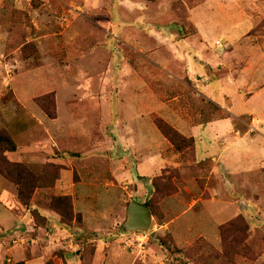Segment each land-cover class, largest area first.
Listing matches in <instances>:
<instances>
[{"label":"rangeland","instance_id":"obj_1","mask_svg":"<svg viewBox=\"0 0 264 264\" xmlns=\"http://www.w3.org/2000/svg\"><path fill=\"white\" fill-rule=\"evenodd\" d=\"M204 5L211 10L204 15L208 19L204 30L213 38L224 30L238 39L235 48L232 44L225 48L230 64L236 61L244 68L259 58L263 88L264 0H0V129L18 139L23 153L32 152L44 161L33 164L38 170L52 163L66 168L57 186L36 191L34 202L45 204L53 194L68 192L84 215L83 227H74V239L82 241L85 249L64 246L63 263L72 261L68 251L77 250L72 264H264V135L253 142L249 136L232 146L221 155L214 173L212 161L203 157H212L220 149L210 143L209 136L197 142L196 157L204 160L200 162L190 151L178 154L153 122V114L169 115L165 102L176 90L196 114L211 115L217 105L236 120L220 93L203 95L191 84L177 86L175 69L150 52L160 36L170 32V23L178 25L175 30L180 37L195 33L189 10ZM122 7L130 12L120 14ZM121 17L129 25L125 31L118 26ZM225 35L224 40L232 39ZM137 41L146 42V49L140 51ZM31 42L36 52L32 47L24 49ZM179 63L183 69L186 62ZM136 70L145 74L146 81ZM211 82L220 87L219 80ZM52 91L59 100V118L41 125L30 109L36 105V112L46 114L35 99ZM236 121L252 135L260 134L264 93L251 113ZM46 128L65 136V142L51 140ZM91 147L93 151L87 152ZM64 152L70 153L69 163L59 160ZM160 152L164 168L157 169L158 174L146 183L140 177L148 175H138L132 166L130 184L113 174L121 170V157L143 160L155 168ZM158 177L176 191L158 200V214H152L149 233L123 234L130 201H151ZM177 194L180 202L173 198ZM9 206L23 218L25 207L19 201ZM239 214L249 224L243 245L250 248V254L226 251L220 234V226ZM0 219L6 228L15 222L6 216ZM14 229L0 233V264L20 259L16 253L22 249L12 251L11 235L31 236V231ZM46 253L44 262L55 264L52 253Z\"/></svg>","mask_w":264,"mask_h":264},{"label":"crops","instance_id":"obj_2","mask_svg":"<svg viewBox=\"0 0 264 264\" xmlns=\"http://www.w3.org/2000/svg\"><path fill=\"white\" fill-rule=\"evenodd\" d=\"M120 11L122 12L120 13ZM120 11H119L120 14L126 13L127 11L130 12L129 8L126 7H122ZM209 11L211 10L207 9L205 5L198 6L194 10H189L190 13L189 22L190 25L194 26V28L196 29L195 33H189L188 35H183L180 37L178 30H175L179 28L178 25L175 24V22L170 23L171 25H173V27L169 30L170 32L168 34H164L163 36H160V38L157 41V44L154 46V48L150 50V52L153 54V56L156 57L158 61L165 64V66H172L175 69L173 74L175 77L174 79L178 81L177 86L178 85L182 86V84L183 85L191 84L193 89L200 90L201 94L203 95L205 93H208L209 95H216L217 92L220 93L219 95H221L222 99L226 102V103L224 102L225 103L224 105H227L228 109L234 111L235 115L233 116L237 120L241 115L245 114L246 112L251 113L252 108H254L255 106V102L258 101L261 96H263L264 87L262 88L263 85L262 82L260 81L263 79V76L259 72L260 60L258 57L257 60H250L249 65L245 66L244 68H242L241 66H237L236 61H233L232 64L227 62L226 58L229 57V55H225L226 54L225 51H227L225 50V48H227L229 44H232L235 48L238 39L236 40L231 36L230 32L227 33L224 32V30L220 34L216 33L214 35V38L213 36H210V34L204 30L205 24H207L204 23V21L206 20V22H208V19L207 18L205 19L204 15L210 13ZM194 14L196 15L199 14V15L193 16ZM124 19H125L124 17H121L118 22V26L121 31H125V29L126 30L129 29L128 27L129 25ZM185 27L186 30H188V27L187 26ZM223 34H226L225 36L227 35H229V37L231 36L232 39L224 40V38H222ZM218 40L223 41L222 43L224 44V49H220L216 45V42ZM189 42L190 43L194 42V43L193 45H190L188 44ZM136 43L141 46L139 49L140 51L146 49V42L137 41ZM165 46H167L168 48L165 49L164 48ZM250 57H252V54L250 55ZM179 62H184V63L186 62L185 66H183V69H180ZM136 71L139 74V76L145 80L144 77L145 74L142 71L141 72H138V70ZM214 79L219 80V83H221L220 87L212 84L211 81ZM175 92L176 94H174L168 101L165 102V104H168L169 106V108L166 110L169 113V115L165 114V115H161V117L167 120L170 124H172L185 136L189 138H194L196 141V148H197V142L204 141L206 137L207 138L210 137L209 138L210 143L213 142L214 147H219L220 151L218 154L212 155V157L205 155L203 158L205 160L212 161L214 165L212 172L214 173L218 172L217 169L220 167L221 155L223 153L225 154L226 151L230 150L232 146L243 143L244 138H247L249 136L251 141L253 142L256 139V136L263 137L264 135V123H262L263 131L261 130L260 134L252 135L251 133H249V131H245L244 128L240 127L239 124H237L236 120L234 119L232 120L229 117H227L225 115V112L220 110V106L218 107L216 105V107H214L216 112H213V114L211 115L204 114L201 111H199L196 114L195 112H193L192 107L184 104V101H182V96L179 94L180 92L178 90L174 91V93ZM247 92L250 94L249 98L246 97ZM155 93L157 94V96H159L158 92ZM57 102H58L57 118L51 119L44 112L43 113L36 112L37 111L36 105L35 106L32 105L33 107L31 106L30 110L32 112V115L35 116V118L38 120V122L41 125H47L49 119L57 120L59 118L58 98H57ZM24 106L27 107L26 104ZM231 120L233 123H231ZM227 122H230L229 125L227 124ZM220 127H225L224 131ZM46 129L51 140L58 139L60 141L65 142L66 139L65 136L58 137L57 135L50 133V131H48V128ZM43 138H45V135H43ZM16 142L18 144V150L8 154L11 160L18 162H26L30 164H38L44 162V161L42 162V160H39V156L32 152L23 153V151H21L20 149L22 145L19 144L18 139L16 140ZM261 144L262 142H259L258 145L261 146ZM55 145H58L57 142H55ZM259 146L257 148L258 151L260 149ZM93 149L94 148L91 147L86 151L91 152L93 151ZM69 154H70L69 152L60 153L58 156L59 160L67 163L68 161L66 160ZM262 154L264 157V153ZM40 157L42 159V156ZM159 158L161 160L157 163L155 168H152L148 164H145L143 160H136L135 158H133L132 160L128 157H121L120 158L122 164L121 170L120 171L114 170L113 174L121 182L122 180L123 181L127 180L128 183L130 184L133 179L131 176L132 173L130 171V167L132 166L138 170V175H142V176L148 175V178H145L147 179L145 181L142 180V178L144 177H140V180L146 183L151 180L150 177H152V175L156 176L158 174V173L156 174V171H158L157 169L164 168L163 166L165 164L164 163L165 161L163 159L162 152H160ZM196 159L197 161L200 160L198 156L196 157ZM201 161L204 160L202 159L200 160V162ZM65 163H60V164L65 165ZM176 166L179 167L180 165L176 164ZM65 171L66 168H63L61 174L62 178L60 177V179L57 180L56 186L64 178ZM221 171L223 172L225 171L227 173L225 169H221ZM3 179L6 180L3 176L0 175V218L4 216L10 217L15 222L14 225L12 224L10 227L6 228L0 219V233L2 232L8 233L9 231L12 230L16 231L14 228L16 229L22 228L27 231H33L34 228L31 225L32 219L30 218V214L27 212L23 213L24 216L21 219L15 214L14 210L11 209V207L9 206V204L16 205V203H18V190L17 187L12 182L8 180L3 181ZM75 185H76V180L74 179V175H73L72 187H74ZM61 193H60L61 195H71L68 194V192H61ZM173 198L174 200L176 201L179 200L178 202H180V197L178 194L175 195ZM73 201H74L75 211L82 213L77 209V205L74 197H73ZM42 214L48 217L47 226L38 229V233H40V235L43 236V238L39 237L38 235L37 237L39 241L36 244L29 245L27 247L22 245H14L12 247V251L16 249L18 250L22 249V252L18 251L16 253V257L20 258L18 259V261L24 260L26 264H51L50 260L44 262L45 255H47L46 252H48V254L52 253L51 259L55 260L54 262L55 264L56 263L59 264L60 262L62 264H65L62 262L64 261L63 258L59 259L60 262L59 260L57 261V257H59L58 253L65 252V251H61L64 250L61 249L64 247V245L63 244H58L53 246L48 245L47 242L44 240V233H46L47 227L53 226V229L55 230L56 233H60L61 235L64 236H72L74 238L75 229L68 227H64L65 230L61 229V227L63 226L60 224L59 215L54 211L43 210ZM83 224H84V215H83ZM83 224L82 226L77 228L81 229L83 227ZM78 233H82V232H78ZM11 236L12 239H15L14 238L15 235H11ZM19 237L20 236L16 238ZM42 247H44L48 251H40L39 248ZM29 248L32 249L29 252H25ZM68 252L71 253L70 259L72 260L71 262L69 261L68 262L69 264H72L73 261L77 259L78 252L77 250H71ZM81 253L82 252H80V254Z\"/></svg>","mask_w":264,"mask_h":264},{"label":"trees","instance_id":"obj_3","mask_svg":"<svg viewBox=\"0 0 264 264\" xmlns=\"http://www.w3.org/2000/svg\"><path fill=\"white\" fill-rule=\"evenodd\" d=\"M30 47L34 48L33 52L37 51L35 44L32 42L26 44L24 49ZM28 54L30 53L28 52ZM35 100L51 119L57 118L58 107L55 92H48L37 97ZM152 117L158 129L172 144L177 153L184 154L187 151H190L194 154L196 159L197 148L194 138L185 136L161 116L153 114ZM17 150L18 146L13 136L8 132V130L0 129V175L17 187L18 201L21 206L25 207V212L30 214V218L32 219L31 225L34 230L31 231V236L29 237H37L38 229L47 226L48 217L42 214L43 210L56 212L59 215L60 224L63 226L61 229L63 230H65L64 227H80L83 223V215L82 213L75 211L74 201L71 195L53 194L45 204L34 202V196L38 189L43 187H52L55 183H57V180L61 177L63 167L59 164L57 165L52 163L51 165H47L45 163L46 165H41L43 170H38V168L33 164L11 160L8 154ZM159 176L161 177L162 174ZM161 180L164 179L159 178L158 180H153L155 192L154 197L151 201L145 203L151 208L152 214H158L156 206L159 199H162L176 191V188L171 183L167 184ZM248 229L249 224L242 214H239L230 221L222 224L220 226V234L223 239L225 250L228 252L238 251L239 253L244 250L246 254H250V248L247 245H243L244 238L248 236ZM61 254L63 255L62 252L58 253L59 257H57V261L62 258ZM255 257L256 254H253L252 258ZM15 264H26V262L24 260H20Z\"/></svg>","mask_w":264,"mask_h":264},{"label":"water","instance_id":"obj_4","mask_svg":"<svg viewBox=\"0 0 264 264\" xmlns=\"http://www.w3.org/2000/svg\"><path fill=\"white\" fill-rule=\"evenodd\" d=\"M143 181L147 180L142 178ZM152 210L151 208L136 200L130 201L127 208V220L122 226L123 234H131L135 232L149 233L152 229Z\"/></svg>","mask_w":264,"mask_h":264},{"label":"built area","instance_id":"obj_5","mask_svg":"<svg viewBox=\"0 0 264 264\" xmlns=\"http://www.w3.org/2000/svg\"><path fill=\"white\" fill-rule=\"evenodd\" d=\"M216 45L220 48L223 49L224 45L221 40H218L216 42ZM142 237L144 238V234H142ZM44 240L47 242L48 245H58V244H63L66 247L70 248H78V249H84L83 243L76 241L72 236H64L61 235L60 233H56L55 230L53 229V226L47 227L46 233H44ZM38 237H19L15 238L12 240V245H22V246H29V245H34L38 242ZM7 261L9 263L12 262L11 257H8Z\"/></svg>","mask_w":264,"mask_h":264}]
</instances>
